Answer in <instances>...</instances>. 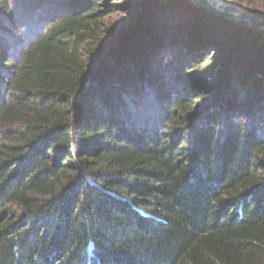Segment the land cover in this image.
<instances>
[{"label":"trees","instance_id":"1","mask_svg":"<svg viewBox=\"0 0 264 264\" xmlns=\"http://www.w3.org/2000/svg\"><path fill=\"white\" fill-rule=\"evenodd\" d=\"M46 1L0 47V264H264V39L197 4Z\"/></svg>","mask_w":264,"mask_h":264},{"label":"rangeland","instance_id":"2","mask_svg":"<svg viewBox=\"0 0 264 264\" xmlns=\"http://www.w3.org/2000/svg\"><path fill=\"white\" fill-rule=\"evenodd\" d=\"M11 3L12 8L14 9L15 13V25L10 26V24H7L6 31L0 30V47H10L12 51H18L19 47H21L24 43L29 42L33 40L41 31V21L40 19L42 17H48V15H51V6L48 5L47 1L41 3L40 0H9ZM219 6H222V2L230 3L236 7H238L241 10L249 11L253 13L254 15L264 19V0H219ZM222 1V2H221ZM211 2V0H210ZM112 3H119L112 2ZM50 4V3H49ZM197 1L196 0H163L162 6L167 8L169 5H174L171 12L174 11V13H182L183 11H194L197 9ZM213 6H215L214 2H211ZM198 5V4H197ZM201 10H208L204 6L199 7ZM33 12V17L36 18H29L28 13ZM126 11L123 10V8L115 9V11L111 14H108L101 20L102 25L104 28L106 27L109 29V31H115L117 26H119L123 19L126 18ZM214 15V14H213ZM39 16V18H38ZM217 17H220L218 15H215ZM223 18V17H220ZM187 18H183L184 21H188ZM225 19V18H223ZM227 20V19H226ZM230 21V20H228ZM233 23H239L241 22L242 25L248 26L250 29H252L254 34V42L261 41L264 39V32L260 29H256L250 26V24L247 21H231ZM3 23L0 25L2 26ZM0 26V27H1ZM8 31V32H7ZM173 50H167L164 61H167V59L172 55ZM211 52H207L205 61L200 64L198 69H206L209 64L212 63V60L210 59Z\"/></svg>","mask_w":264,"mask_h":264},{"label":"water","instance_id":"3","mask_svg":"<svg viewBox=\"0 0 264 264\" xmlns=\"http://www.w3.org/2000/svg\"><path fill=\"white\" fill-rule=\"evenodd\" d=\"M198 6L205 7L214 15H218L230 21H247L251 27L260 29L264 32V19L254 15L253 13L241 10L238 7L222 2V6H213L210 0H196Z\"/></svg>","mask_w":264,"mask_h":264},{"label":"bare ground","instance_id":"4","mask_svg":"<svg viewBox=\"0 0 264 264\" xmlns=\"http://www.w3.org/2000/svg\"><path fill=\"white\" fill-rule=\"evenodd\" d=\"M211 2H214L215 6H219V3H220L219 0H211Z\"/></svg>","mask_w":264,"mask_h":264}]
</instances>
